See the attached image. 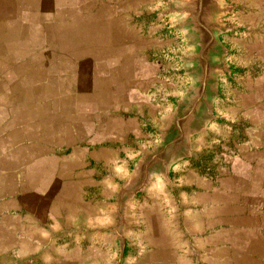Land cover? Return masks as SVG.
Returning <instances> with one entry per match:
<instances>
[{
  "label": "crops",
  "instance_id": "crops-1",
  "mask_svg": "<svg viewBox=\"0 0 264 264\" xmlns=\"http://www.w3.org/2000/svg\"><path fill=\"white\" fill-rule=\"evenodd\" d=\"M175 1L0 0V264H264V0H229L215 119L116 232L192 84Z\"/></svg>",
  "mask_w": 264,
  "mask_h": 264
},
{
  "label": "water",
  "instance_id": "water-1",
  "mask_svg": "<svg viewBox=\"0 0 264 264\" xmlns=\"http://www.w3.org/2000/svg\"><path fill=\"white\" fill-rule=\"evenodd\" d=\"M233 10L227 0H178L168 2L164 10L165 15L177 20L176 27L188 41L190 51L183 55V60L192 84L174 113L166 136L142 159L132 184L119 191L116 232L120 238L126 201L141 192L155 175L164 174L170 181V167L187 154L191 136L215 119L213 106L219 94V77L232 74L224 60L227 49L220 36L237 30L222 21Z\"/></svg>",
  "mask_w": 264,
  "mask_h": 264
},
{
  "label": "rangeland",
  "instance_id": "rangeland-1",
  "mask_svg": "<svg viewBox=\"0 0 264 264\" xmlns=\"http://www.w3.org/2000/svg\"><path fill=\"white\" fill-rule=\"evenodd\" d=\"M227 2L229 3L230 7L234 8V10L230 14H228L226 17H224V19L222 20L223 22H226V23L228 22L227 19L236 11V8L230 4L229 0H227ZM236 31H238V28H237V30H235V31H233L231 33H234ZM227 53H228V50L226 51L225 58L227 57Z\"/></svg>",
  "mask_w": 264,
  "mask_h": 264
}]
</instances>
